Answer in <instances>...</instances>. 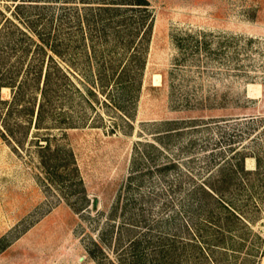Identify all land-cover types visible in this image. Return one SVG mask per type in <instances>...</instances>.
Listing matches in <instances>:
<instances>
[{
	"label": "rangeland",
	"instance_id": "1",
	"mask_svg": "<svg viewBox=\"0 0 264 264\" xmlns=\"http://www.w3.org/2000/svg\"><path fill=\"white\" fill-rule=\"evenodd\" d=\"M147 1L150 42L128 121L103 96L88 105L75 94L79 125L54 130L52 144L72 153L78 192L70 185L77 178L45 180L33 124L19 146L0 133V264H111L121 253L119 235L125 242L148 230L178 232L179 243L186 223L196 222L193 186L216 185L237 164L238 150L264 156V0ZM1 97L9 99L11 89ZM245 169H256L254 158ZM242 177L246 193L232 198L242 222L230 223L227 252L204 247L202 264H264V180ZM199 193L200 232L216 244L223 214ZM100 240L102 251L94 247Z\"/></svg>",
	"mask_w": 264,
	"mask_h": 264
},
{
	"label": "trees",
	"instance_id": "2",
	"mask_svg": "<svg viewBox=\"0 0 264 264\" xmlns=\"http://www.w3.org/2000/svg\"><path fill=\"white\" fill-rule=\"evenodd\" d=\"M0 2L4 4L0 6V133L19 146L28 133L22 134V130L29 131L33 124L36 131L32 141L38 148L45 180L57 185L70 177L77 178L76 184L70 185L76 188L72 192H78L83 183L72 153L60 144H52L54 130L63 132L79 125L73 111L75 94L88 105L92 104L90 98L98 100L99 95L103 96V103L128 121L139 98L146 67L151 35L148 1ZM73 78L86 88L85 92L76 87ZM2 88L11 89L9 99H2ZM235 155L237 164L223 173V179L216 185L203 183L189 191L192 196L189 213L196 222L186 223L187 237L178 243V232L161 231L156 237L148 230L141 235L135 232L124 242L119 235L121 253L111 264H202L204 247L211 252H227L222 245L226 242L225 234H229V240L232 238L229 225L242 222L241 213L232 201L239 193H246L242 174H254L260 182L264 180L263 155L245 150H238ZM247 157L255 159L254 171L245 169ZM170 167L167 162L158 171ZM228 179L235 181L230 183ZM198 192L210 198L218 213L223 214L215 226L219 239L216 244L202 238V199L193 198ZM116 211L117 206L112 213ZM112 213L110 221L114 220ZM122 229L133 231L136 226L125 225ZM104 245L103 240L96 241L95 250L102 251ZM90 255L101 262L95 251H90Z\"/></svg>",
	"mask_w": 264,
	"mask_h": 264
}]
</instances>
